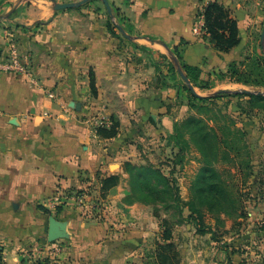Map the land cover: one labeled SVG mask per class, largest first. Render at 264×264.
Returning <instances> with one entry per match:
<instances>
[{
    "label": "crops",
    "instance_id": "crops-1",
    "mask_svg": "<svg viewBox=\"0 0 264 264\" xmlns=\"http://www.w3.org/2000/svg\"><path fill=\"white\" fill-rule=\"evenodd\" d=\"M51 1L0 0V10L12 13L13 20L23 25L41 23L36 40L46 41L61 33L62 20L54 9L57 2ZM108 1L119 9L121 18L132 29L134 42L159 52L153 53L156 57L168 56L170 53L166 50L171 52L182 40L188 41L189 45L183 47L184 62L204 72L225 70L229 63L239 60L238 53L255 36L264 19V0H211L230 8L240 29L241 44L228 53H221L201 37L203 34L197 33V20L206 6L203 1ZM93 4L101 7L103 2L94 0ZM11 20L2 18L0 23ZM84 22L88 38L92 34V21L84 19ZM52 30H55L53 37ZM5 35V30L0 28L3 53ZM125 54L38 53L32 76L0 73V246L4 249L6 264H21L23 260L31 264L33 261H29L26 250L32 243L45 246L40 251L44 254L42 257L55 249V253L50 252V256L56 254L57 257L56 261L53 259L54 264L133 262L138 252L133 249L128 255L132 250L128 246L136 247V240L128 241V248L116 243L110 209L104 211L105 216L106 212L110 215L109 223L85 213L86 216H77L74 201L58 215L45 206V202L56 195L78 189L89 195L88 200L93 199L97 193L101 194L100 179L109 175H121L122 180L110 190L108 198L125 206L122 198L128 190L124 163L135 162L138 151L119 149L123 134L115 138L100 137L91 119L86 117L92 113L89 107L97 105L109 118L116 116L124 128L126 121L139 120L148 114L155 117L160 106L164 107L162 101L166 100V95L172 96L173 90L156 88L158 78L152 75V55L146 58L149 55L146 53L140 59L141 53L128 58ZM91 73L96 77V97L91 94ZM159 91H163L165 97H160ZM72 104H80L81 109L72 108ZM161 113L167 117L166 109ZM261 167L264 169V163ZM260 198H264V192L260 193ZM51 216L64 225L66 237L60 239L62 242L48 241ZM258 250L264 253L263 242L258 244ZM213 262L198 260L194 263L185 259L183 264H219Z\"/></svg>",
    "mask_w": 264,
    "mask_h": 264
},
{
    "label": "rangeland",
    "instance_id": "rangeland-1",
    "mask_svg": "<svg viewBox=\"0 0 264 264\" xmlns=\"http://www.w3.org/2000/svg\"><path fill=\"white\" fill-rule=\"evenodd\" d=\"M55 1L57 3H71L81 0ZM93 3L94 0H91V2L84 3L79 7L57 10L56 16H60L59 19L62 20L61 33L53 37L54 31L56 30L57 33L58 29L52 30L51 37L54 39L46 41L36 40L41 23L36 22L30 26L23 25L13 20L12 13L7 12V10H0V20L2 18L13 20L0 23V28H3L6 34L2 44L4 53L8 55L15 50L24 65L30 64L33 69L35 68L34 62L38 60V53H126L127 58L134 57V53H141L140 59L148 53L146 58L152 55V68L154 69L152 75H156L158 78L156 81L157 89H164V91L170 89L164 87L165 84L161 80L163 76L167 77V81L174 84H181L184 81L172 59L173 57L177 58L175 55L183 58L181 44L178 46V53L173 51L175 47L171 52L166 50V53H170L168 59L162 55L155 57L153 53L159 52L150 50L141 45L140 42L132 40L134 37L128 32L129 27L120 14L115 13L112 8L113 16H111L104 3L101 7H97ZM229 10L232 13L230 8ZM84 19L92 21V34L88 38L85 36L87 23L84 22ZM119 26L123 28L125 33L120 30ZM263 30L264 19L255 36H252L238 53L240 55L239 60L233 62L248 64L253 57L264 55ZM85 39H88L89 42H85ZM136 39L140 41V38L136 37ZM170 63H173L177 69V82L168 70ZM227 71L228 67L225 70L218 69L205 72V77L210 79L213 88L208 91L195 88V91L202 96H213L220 90L233 93L247 89L252 92L264 93L262 87L233 82L229 76H226ZM93 74L96 84L95 73ZM91 80L92 77L89 74L90 83ZM177 90L174 87L171 91L172 96L166 95V100L162 101L164 107L160 106L161 109L158 110L155 117L148 114L139 120L126 121L123 125L124 128H122L120 119L113 116L120 123L119 133L123 134L122 139L119 140L121 141L119 149L138 151L136 154L138 157L134 158L135 162H132L136 166L132 170L134 177L125 173L127 175L125 179L126 189L128 190L127 195L122 198L125 206L122 207L116 202H112V198H108V196L102 198L98 193L95 198L88 200L89 195L85 194L82 195L85 197V202L76 204L74 212L80 214L77 216L92 215L94 219L101 222L110 223L112 220L115 223L111 224V228H113L112 233L117 239L116 243L124 244L125 247H127L128 241L135 238L136 247L128 246L132 249L129 253V250H126L128 255L132 253L133 249H135L133 252H138L130 264H154L156 241L162 238L165 225L171 229L173 241L182 258V264L185 259L194 263H197L198 260H205L207 263H214L213 261H215L219 264H264V253L258 250V244L264 243V198H260V193L264 192V178L263 181L261 180V173L264 170L261 167L264 163V109L252 108L247 97L225 96L218 100L205 102L206 109L199 111L198 107L189 105L187 92ZM91 94L96 97V92L92 89ZM160 94V97L165 95L163 91ZM159 99L163 100L164 98ZM165 101L166 103H164ZM195 103L202 104L199 101H195ZM76 107L75 104H72V108ZM89 108H91L92 113L86 117L91 119L92 123L101 115L108 117L102 113V110H99L97 105ZM162 109H166L167 117H165V113H161ZM175 118L178 120L176 121ZM189 118L202 119L203 123L207 124L208 129L212 130L211 132L217 131L219 133L221 139L229 138L232 140L231 135L225 138L227 129L239 128L245 133L244 141L248 145L252 158V169L248 171V175H244L246 171L236 172L237 169L231 164L233 163L232 150L230 147L227 148L221 140H216L214 136L210 135L211 137L202 142V148L206 150L210 161L216 164L218 173L223 180L235 179L240 184L244 201L243 211L246 217L233 219L223 212L212 214L202 208H199L200 213H194L191 217V211L185 206V202L190 198L191 183L203 164L198 161L199 157L201 159L202 156L195 141L189 135H185L184 132L186 133V131L184 130L177 132L184 134V138L186 141H190L191 146L185 155L183 164L175 156V152L179 151L180 148L173 145V141L171 144L175 148L173 149L172 145L168 146L171 141L169 136L176 133L175 123H180ZM94 129L96 130L95 125ZM142 166L150 169L147 174V177L152 178L149 185L146 179L143 181V177L140 180L144 182V185L139 186L137 184L136 175ZM156 169L165 175L169 182H165L161 176L156 177L158 174ZM176 189H178V194L181 197L182 203L180 204L176 203ZM230 196L231 194L227 191L223 198L220 196L223 207L227 209L233 208L229 201ZM181 207H183V214H181ZM108 209L111 211V217L107 212L106 216L104 215V211ZM117 215L120 217L117 218ZM216 215L221 220L218 221ZM200 229H203L204 232ZM131 232L133 234L127 235ZM58 241L62 242L61 240ZM28 247L35 249L29 251L27 248L26 250L27 257L30 258L29 261H33L30 262L31 264L44 255L40 253L44 250L43 244L32 243ZM50 252L55 253L56 251L52 249L46 252L47 257L51 255ZM52 255L50 259L56 261V254Z\"/></svg>",
    "mask_w": 264,
    "mask_h": 264
},
{
    "label": "trees",
    "instance_id": "trees-1",
    "mask_svg": "<svg viewBox=\"0 0 264 264\" xmlns=\"http://www.w3.org/2000/svg\"><path fill=\"white\" fill-rule=\"evenodd\" d=\"M113 10L115 13L119 14V9L113 8ZM202 13L205 19V33L201 37L205 41L210 43V45L215 50L221 53H228L241 44V35L238 21L235 17H233L229 8L217 1H210L206 4ZM128 29V32L132 35V29ZM180 44L182 47H186L189 45V42L182 40ZM173 51H175V53H178V46H176ZM162 56L168 59V56ZM175 56L178 58L183 72L188 77L194 89L199 88L201 90H211L213 88L212 84L210 83V79L205 77V72L201 68L186 64L182 56ZM155 64L157 66V63ZM168 70L173 74L172 78L175 80V82H177V69L173 63L169 64ZM226 76H229V78L235 83L264 88V55L253 57V59L248 64L245 62H232L228 66ZM91 77V89L96 92V84L93 73H91ZM161 80L162 83L165 84L164 87L172 89L175 87L179 92H187L189 105L191 107H198L199 111H203L206 109L207 105L204 104L205 102L218 100L225 96L247 97L249 100V105H251L252 108L264 109V93L261 92L236 91L232 93L227 90H220L217 91L213 96H202L191 89L190 86L185 83V81H182L181 84H174L170 81H167V77L165 76H163ZM195 101L202 102V104H196ZM110 120V127L104 126L97 129L98 135L100 137L115 138L119 135L120 123L116 121L114 117H110ZM207 129L208 126L207 124L203 123L202 119L189 118L181 121L180 123H175L176 133L169 136L171 138V141L168 143V146L172 145L171 143L173 141V145L180 148L179 151L175 152V156L179 159V162L181 164H183V161L186 158L185 155L188 153V150L191 146L190 141H186V139L184 138L186 134L195 141V144L197 145V148L199 149L202 156L201 159L199 157L198 161L199 163L203 164L199 168L194 181H192L191 183L190 198L185 202V206H187L191 211V217L194 213H200L199 208H202L212 214L223 212L229 218H244L246 214L243 211L244 201L242 190L240 189V184L238 183V181H235V179L226 181L220 177L216 168V164L210 161L206 150L202 148V142L206 141L211 136H214L216 140H221V142H223L227 148L230 147L232 150L231 158L233 163L231 164L237 169L236 172L240 173L242 171H246L244 175H248V171L252 169V158L248 149V145L244 141L245 133L239 128H234L233 130L227 129L225 131V134L227 135L225 136V138L231 135V137L233 138L232 140H230L229 138L221 139L217 131L211 132L212 130ZM178 130L186 131V133L184 132L185 135L178 133ZM174 148L175 147L173 146V149ZM135 167L136 166L132 162L127 161L124 164V171L125 173H128L129 176L134 177L132 170ZM139 169L141 170L136 175L137 184L139 186H143V181H145L146 179L147 184L149 185L152 178L147 177V174L150 169L144 166L140 167ZM153 172L155 173V171ZM156 172L158 173L156 177L161 176L165 182H169V179L165 175L161 174L159 170L156 169ZM239 173L237 174L239 175ZM141 177L144 178L143 181L140 180ZM220 179H222L223 181ZM100 180V195L102 198H106L110 190L121 183L122 177L121 175H109L101 178ZM244 180L246 179L244 178ZM83 191L84 190L78 189L76 191H71V193L84 195ZM176 191V203L180 204L182 203L181 197L178 194V189H176ZM226 191L231 194L229 201L233 205L232 209H227L222 205V201L220 198H223ZM199 205L200 207H198ZM62 210V206L57 207L55 214L58 215L60 212H62ZM181 214H183V207H181ZM216 216L218 217V221L221 220L218 215ZM200 230L204 232L203 229ZM172 236L173 235L171 233V229L168 225H165L162 238L159 241H156L154 264H182L180 252L177 245L173 241ZM3 252L4 249H1L0 246V264H6L4 261ZM54 260L46 256L36 259V261H34V263L32 264H54ZM21 264H26V262L23 260Z\"/></svg>",
    "mask_w": 264,
    "mask_h": 264
},
{
    "label": "built area",
    "instance_id": "built-area-1",
    "mask_svg": "<svg viewBox=\"0 0 264 264\" xmlns=\"http://www.w3.org/2000/svg\"><path fill=\"white\" fill-rule=\"evenodd\" d=\"M207 4L211 0H202ZM205 19L204 15H199V21L197 24V33L204 34L205 33ZM1 72H11L17 75L23 76H32L33 68L30 64L24 65L22 59L19 57L18 53L13 50L10 54L3 53L0 56V73ZM1 116V113H0ZM95 127L98 129L99 127L108 126L111 124V120L109 117H105L101 115V117L94 120ZM85 195V194H84ZM71 201H74L77 204H81L85 202V197L82 195H77L76 193L65 192L60 195H56L55 197L49 199L45 202V206L50 211H56L57 207L62 206L65 207L69 205Z\"/></svg>",
    "mask_w": 264,
    "mask_h": 264
},
{
    "label": "water",
    "instance_id": "water-1",
    "mask_svg": "<svg viewBox=\"0 0 264 264\" xmlns=\"http://www.w3.org/2000/svg\"><path fill=\"white\" fill-rule=\"evenodd\" d=\"M91 0H81L79 2H71V3H54V9L55 10H63V9H68V8H74V7H79L81 5H83L84 3H87ZM105 6L107 7L108 9V12L111 16H113V11H112V7L109 3L108 0H101ZM120 30L125 33V31L123 30L122 27H120ZM126 36L130 37L129 35L125 34ZM262 42L264 43V30H263V34H262ZM3 54V51L2 49L0 48V56ZM175 65L177 66V69L180 73V75L182 76V78L184 79V81L186 82L187 85L190 86L191 89H193L195 91V89L193 88V86L191 85L188 77L185 75V73L183 72V69L181 68L180 64H179V61L177 58L173 57L172 58ZM240 92V91H238ZM243 92H250L248 90H244ZM77 108L80 110L81 109V105L78 104L77 105ZM65 228H64V225L61 224L60 222L57 221V219L54 217V216H51V219H50V227H49V233H48V241L50 243H54L64 237L65 236Z\"/></svg>",
    "mask_w": 264,
    "mask_h": 264
}]
</instances>
